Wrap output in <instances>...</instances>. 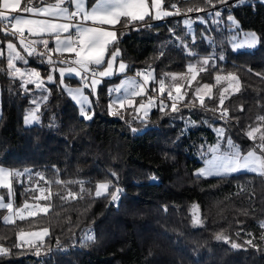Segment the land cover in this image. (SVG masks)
<instances>
[{
    "label": "trees",
    "instance_id": "1",
    "mask_svg": "<svg viewBox=\"0 0 264 264\" xmlns=\"http://www.w3.org/2000/svg\"><path fill=\"white\" fill-rule=\"evenodd\" d=\"M216 3L218 0H212V5ZM173 4L180 12L212 6L205 0H163L162 9L175 11ZM211 12L167 17L161 25L139 31L131 26L117 28L126 34L116 45L120 55L115 64L122 60L128 66L126 72L147 66L154 71L155 81L164 78L169 84L173 81L170 74H184L191 60L207 58L209 64L202 63L193 84L179 75L177 81L183 85L182 92L188 93L185 104L203 95L204 103L214 110L227 109L226 120L185 104L179 105V113L166 116L157 101L145 122L135 116L133 107L121 111L123 119L113 117L108 86L120 76L114 75L101 79L96 95H91L94 115L86 121L78 115L75 102L61 91L59 75L52 72L58 63H47L49 56L59 61L58 56L44 52L42 57L26 53L27 64L37 68L43 80L53 74L55 83L45 85L48 99L39 106L38 121L25 125L23 116L33 106L35 86L28 84L26 94L20 79L8 74L0 56V164L11 170L38 172L52 193L45 201L47 213L2 223L0 209V243L10 252L0 254V264H264V229L260 227L264 222V174L242 171L221 178L194 173L202 164L197 152L214 140L212 127L224 126L240 151L258 143L248 132L255 129L259 141L264 135V2L258 1L254 9L236 7L230 14L239 27L227 21L225 11H221L220 22L213 24ZM198 17L208 23L197 22ZM186 19L192 22L191 30L184 24ZM245 31L254 32L260 43L254 49L231 48V37ZM7 38L15 39L23 50L15 36L0 31L2 48ZM39 48L44 49L41 44L36 49L43 52ZM219 73H234L240 83L239 91L221 89L223 105L218 88L209 94L195 92L200 85H211ZM64 81L81 83L69 76ZM170 110L165 108V112ZM99 181H111L110 192L119 187V200L112 202L109 195L95 197L92 191ZM11 182L15 205L31 199L23 182L17 183L14 177ZM81 188L85 189L82 196ZM69 192L74 196L60 198ZM193 204L202 220L199 225L192 222ZM39 227L48 228L49 235L31 250L18 245L19 231ZM87 230L94 239L84 238ZM217 235L228 240H217ZM250 239L254 246L246 243ZM54 242H76L80 248L42 247L41 254H35V246ZM231 243L240 247L232 248Z\"/></svg>",
    "mask_w": 264,
    "mask_h": 264
},
{
    "label": "snow or ice",
    "instance_id": "2",
    "mask_svg": "<svg viewBox=\"0 0 264 264\" xmlns=\"http://www.w3.org/2000/svg\"><path fill=\"white\" fill-rule=\"evenodd\" d=\"M247 0H238V3L233 4L232 7L240 6L241 4L246 3ZM264 2V0H261ZM163 0H151V4H149V0H95V3L90 5L89 7L85 6V0H56L54 5H48L47 7H36L32 5V0H27V6L22 7L21 0H0V21H7L13 31L11 32L12 36L19 35L20 43L24 46V50L27 52L28 56H39L42 57L45 55L44 52H37L36 45L42 44L46 52L55 51L56 53H68L74 54L75 59L70 63L75 65V67H61L59 69V76L61 82H63L65 75L68 76H78L83 81L82 87L76 88H65L63 84H61V91H66L70 97V99L76 104L80 105L79 115L84 120H91L94 114H90L91 111V102L89 100V95L85 94V89H91L90 95L95 96L97 91V85L101 83V80H98L97 75L102 79L106 77L114 76L118 73H125L128 66L121 60L118 68L114 70V64L117 60V57L120 55V50L116 45L118 44L119 38L126 33L118 32L116 30H112L117 24H120L122 28L133 27L135 30L139 31L141 27L150 28L152 25L148 22L149 20H162L165 17L179 15L180 10L176 8V5H171L172 8H175L176 11H163L162 10ZM206 5H212V0H205ZM218 3L224 6L228 5V0H218ZM75 7V11L70 10L69 6ZM215 7V5H213ZM90 8V10H89ZM155 10V14L153 15L152 10ZM29 13L32 15H37L43 13L46 17H62L64 20L68 21L65 23L55 22L53 19H33L28 18L16 13L19 12ZM193 11H200L199 8L189 7L187 8V12L191 13ZM16 14V15H13ZM211 17L214 19L212 23H219L222 12L214 11L209 13ZM227 21L230 24L235 25V27H239L238 22L234 20V17L229 14L227 16ZM88 22H90L91 26H87ZM197 22L207 24L208 21L204 19V17H198ZM186 27L191 30L192 22L188 19L184 21ZM137 25L139 27H137ZM74 31V35H73ZM173 30L170 29V32ZM27 32L31 36L44 37L50 36L54 37L55 49L49 48V39H38L34 40L31 43H25L24 33ZM7 34V32L5 33ZM63 34V35H62ZM195 37H193V41ZM260 43V38L253 33H247L246 39L241 45H233L234 48H243L245 45L249 49H254ZM9 49V58H8V66L10 69L14 68V61H22L24 64L28 63V60L25 59L20 52L15 50V46L12 43L7 45ZM185 47H187L185 45ZM115 49V50H112ZM190 55H195L194 53H189ZM106 57H109L106 59ZM219 59L223 60L224 57L220 56ZM48 64L61 63L66 64L69 63L67 60L62 61H53L51 56H49L47 60ZM106 63V67H103L102 71L97 72V69L102 67ZM204 65L209 64V60L206 58L202 61ZM55 69H52V72H55ZM188 73H190V77L185 76L184 74H170L172 80L175 82L178 78L187 79L189 85H191L192 81H196L197 79V68L193 64L188 65ZM11 76L19 78L22 80L21 87L27 94L29 89L27 88L28 84H34L35 88L40 90L43 89L47 91L45 85L47 83H55V78L52 74H48L46 81L41 79V73L37 71L35 68H32L30 71H22L21 68L15 67L14 71H10ZM137 76L142 77V82H137V80L129 78L125 81L121 82L120 87H116L115 89H109V93L115 91L117 93L120 92L121 88L124 89V98H118L112 100L109 104V114L113 117H121V110L126 107H132L135 104L134 99H129L131 96L141 97L147 94V85L151 80L155 79L154 71L145 69L137 72ZM231 76V74H229ZM235 79V78H233ZM216 80L219 82L221 77L216 76ZM90 81V82H89ZM159 83V93L163 95L166 90L165 79L161 78L158 81ZM183 85L181 83H173L168 90V99L172 101L170 113L165 112V108L167 105L163 100L160 101L159 110L164 115L175 114L181 111V108L178 106V103L183 100V97L188 93L187 91L182 92ZM173 90L175 95H173ZM203 90H211V85L204 84L203 87H197L195 92L197 94L201 93ZM155 91V89H154ZM227 91V89L225 90ZM236 91H239V88L236 87ZM43 99L47 100L48 97H43ZM200 102V106H204V96L198 95L195 97ZM225 96L223 93L220 95V104L223 105ZM33 104H37V101L33 100ZM156 107L155 98L148 97L147 103L143 100L140 101L139 107L135 109L136 112L143 111V117H141V121L145 122L149 112ZM186 108H195L196 104L189 103L185 104ZM115 109V110H113ZM39 106L37 105L36 109L28 112L27 115L24 116L25 125H31L38 121L39 116ZM220 119H227V109H224L220 112ZM264 119V118H261ZM206 123V122H204ZM132 132L138 131L136 128L130 129ZM256 130L250 131L247 135L253 140L256 139L254 132ZM216 133L219 139H223L225 136V131L222 128L216 129ZM228 146L233 151L225 153L222 156H214L211 161H207L206 163L210 165V167L201 168L196 172L197 176L201 177H223L225 175L234 174L240 172L242 170H248L251 172H258L260 174H264V135H261L258 148L261 152L260 155H257L255 150L248 151L246 155H241L239 147L235 145L231 139L229 138ZM219 146H217L218 148ZM27 171V170H26ZM23 173L18 171H10L6 168L0 167V187L6 188L11 194L12 182L10 177L13 176H21ZM40 176L39 173H37ZM111 176L118 179V174L115 172L110 173ZM41 179L43 177L41 176ZM59 183V181H57ZM83 183V182H81ZM113 186L111 181L109 182H101L96 185L95 188V197H101L103 195H110L111 201L116 202L119 200V194L122 191L120 188H116L115 191L109 192V188ZM85 189L81 188V196L84 193ZM41 195L36 196L35 199L37 201L44 200L48 201L52 195V193L46 189H40ZM56 195H60L56 193ZM74 194L69 192L68 196H60V198L67 199L69 197H73ZM3 198L0 197V200ZM30 206L25 205V210H28ZM7 208L8 210L13 209L12 203H2L0 202V209ZM40 211L47 213L48 206L40 205ZM17 215L21 220L25 219V217L19 213L17 210ZM30 216H35V211H29ZM4 221H9V216L3 217ZM193 224L199 225L202 223V220L198 215L193 216ZM260 227L264 229V222L261 223ZM31 237L40 239L44 236L49 235V229L43 228L39 232H32L28 234ZM251 235V234H249ZM264 236V231L261 233ZM25 233H19V239L23 240ZM94 237L86 236V240H92ZM217 240H228V237L223 235H217ZM29 244V250H31L32 241H27ZM248 245L254 246L253 241L250 239L246 241ZM36 255L39 256L41 253L39 251V246L37 245ZM232 248H239L240 245L237 243H231ZM0 254L9 255L10 252L8 249L0 247Z\"/></svg>",
    "mask_w": 264,
    "mask_h": 264
},
{
    "label": "rangeland",
    "instance_id": "3",
    "mask_svg": "<svg viewBox=\"0 0 264 264\" xmlns=\"http://www.w3.org/2000/svg\"><path fill=\"white\" fill-rule=\"evenodd\" d=\"M149 1L151 3V0H149ZM162 10L163 11H167V10H164V9H162ZM154 14H155V10L153 9V15ZM7 28H9L10 30H13L12 28L9 27V24H7V26H4V25H2L0 23V31L2 33L8 32V29ZM247 33H253V32L252 31H245V32H240V34L233 35L231 37V39H230V46H231V48H233V49H249V48H247L246 45L243 48H234L233 47V45H241V44H243V42L246 39V34ZM16 40H17V43L20 44L21 47L24 50V46L20 43L19 37H17ZM5 43L6 44H5V46L3 48L0 46V56H3L4 57L5 68L7 69L8 74L10 73V71H14V68L15 67L21 68L22 71H30L32 68H35L34 66H31V65H28V64H24L22 61H14V68L10 69L9 66H8L9 49H8L7 45L9 43H12L15 46V50L18 51V52H20L21 55H23L25 57V59H27V57H26V53L27 52L25 50H24L25 51L24 52L20 47H17L16 42H15V39L7 38L5 40ZM49 48L50 49H55V44H54L53 47H49ZM50 54L56 55V56H70L71 55V54H68V53H63V54L56 53L55 51L50 52ZM203 60H204V57H200V58H196L195 60H191L187 64V66H186V72H184L185 76L190 77V75H191L190 73H188V65L190 63L196 66V68H197V74H198V72L202 69V66L201 65H202V61ZM61 67H65V68H67V67H75V65H73V64H61V63H58L56 65V67H55L56 68V72H57L58 75H59V69ZM2 68L3 67L1 65L0 66V69H2ZM35 69L38 71L37 68H35ZM102 70H103V68L100 67L99 69H97V72L102 71ZM229 74H231V76H229ZM218 75L221 77V80L219 82L216 80V76H218ZM66 76H68V75L66 74L65 77ZM69 77L75 78L76 81H78V79L81 80L80 77L75 76V75H72V76H69ZM16 78L20 79L19 76H16ZM96 78L98 79L100 77L97 75ZM118 78H119V80L117 79L118 81H115L111 85L108 86V91H109V89H111L113 87L114 88L120 87L122 81H125V80H127L129 78L135 79L134 77H132V76L126 74V73H122ZM233 78H235V79H233ZM98 80H101V79H98ZM20 81H21V84H22V80L21 79H20ZM59 81H60V85L63 84V87H65V88H76V87H82L83 86L82 82L80 84H78L77 82H75V84H73V83L72 84L71 83H66L64 80H63V82H61L60 76H59ZM184 81L187 84H189L187 79H184ZM150 83H151V85H152L153 88H156L159 91V86L155 84V79L154 80H151L149 82V84ZM173 83H181V82L180 81H177V80L175 82L174 81H171L169 84H166L167 89H170V86ZM193 83H194V81L191 82V84H193ZM198 87H201L202 88L203 85H200ZM236 87L239 88L240 87V83H239L238 77L234 73H227V74L219 73V74H216L215 75V80L211 84V90L210 91L203 90L202 93L209 94V93H211L212 90H215L216 88H218L219 94H221V89H224V90L227 89L228 92H234V91H236ZM34 89H35L34 98H32L31 101L35 100V101H37V104H33V106L27 108L25 110L24 116L27 115L29 111L36 109L37 105L40 106L41 103L45 100V99H43V97H46V95H47L46 94V91H44L43 89L38 90L35 87H34ZM121 90H123V88H121ZM90 91H91V89H85V94L86 95H89V100L91 102V95H90L91 92ZM124 95H125L124 92H122V93L121 92H119V93L116 92L113 95L111 94V101H112V99L115 100V99H118V98H124ZM147 100H148V97L143 99V101L145 103H147ZM139 103H140V101H137L135 103L134 107H133L134 114H135V116L138 119H140L141 117H143V111H140V112H136L135 111V109L139 107ZM76 105H77V110H78V115H79L80 105L79 104H76ZM113 110H115V109H113ZM90 114H93L92 109L90 111ZM24 116H23V118H24ZM23 123H24V119H23ZM218 128L224 129V126H222V125L220 126L219 125L218 127H212V130H213V133H214V135H213L214 140L213 141H210V142H208L206 144H204L203 147L201 148V150H199L197 152V155L201 159L202 164L194 170V173L195 174L201 168L210 167V165H208L206 162L207 161H211L214 156H222L225 153H228L230 151H233V149H230L229 148L228 143H227V141L230 138V136L225 132L224 138L223 139H219L218 136H217V133H216V129H218ZM224 131H225V129H224ZM255 141H257L258 143H256V142L255 143L254 142L251 143V145L245 151H240L241 152V155H246L248 151H252V150H255L257 152V155H260L261 152L258 149L259 140L255 139ZM233 143L235 145H237V143H235V142H233ZM217 146H219V147L217 148ZM10 171H18V172L23 173V175H21V176H18V177L17 176H13V177H14V179H15V181L17 183L18 182L19 183H22L23 182L25 184L24 185V190L29 194V196L31 198L29 201H21L18 204H16L15 206H13L12 215H14V217L16 219L19 218V215H17V210H19V213L22 214L24 217L30 216L29 215V211H35L36 214L43 213L42 211H40L39 206L40 205L47 206L46 202L44 200L37 201L35 199L36 196H40L41 195V192H40V189L41 188L48 190L47 185L41 180V175L38 176L37 175L38 172L32 171L31 169H18V168H15V169H12V170L10 169ZM242 171L251 172V171H248V170H242ZM242 171H240V172H242ZM256 173H258V172H256ZM101 182H106V181H99V182H97L95 184V188H96V185L98 183H101ZM95 188L92 191V194L93 195H95ZM113 191H115V189ZM3 193H5V192L3 191ZM109 197H110V195H109ZM25 205L30 206L28 208V210H25ZM43 228L44 227H39V228L27 229V230H24V231H20L19 233H21V232L25 233V236H24V239L23 240L19 239V235H18V240L21 242V243L19 242L20 246L26 248L24 245H29L27 243V241H29V240L32 241V245H34L38 241H41L43 239V237L40 238V239H37V238H34V237L29 236L28 234L29 233H32V232H39ZM89 235L92 236V232H90V231L87 230L86 233L84 234V238H86V236H89ZM69 244H67V247H65V249H68V248H80L79 244L77 246H74V245L71 246ZM43 249L46 250L45 247ZM41 250L42 249H39V251H41ZM34 251H37V249H34Z\"/></svg>",
    "mask_w": 264,
    "mask_h": 264
},
{
    "label": "built area",
    "instance_id": "4",
    "mask_svg": "<svg viewBox=\"0 0 264 264\" xmlns=\"http://www.w3.org/2000/svg\"><path fill=\"white\" fill-rule=\"evenodd\" d=\"M258 1H260V0H247L246 3L241 4V5H247V6H250V7H252V8L254 9L255 6H256V3H257ZM236 3H238V0H228V5H227V6H224V5H221V4H219V3H216V4H214L215 7H213V5H212V6H209V7L205 8V9H201L200 11H193V12H191V13H189V12H187V11H186V12H185V11H183V12L181 11L179 15H173V16H169V17H180V16H181V17L189 18V17L192 16L193 13H196V12H203V11H205V10H211V11H213V12H214V11H225L226 13L230 14V13H232V12L234 11V9L236 8V7H232V5H233V4H236ZM241 5H240V6H241ZM237 7H238V6H237ZM174 10L176 11L175 8H174ZM166 19H167V17H165V18L162 19V20H149L148 22H149L151 25H153V26H158V25H161ZM0 23H1L2 25H4V26H7V24H9L7 21H0ZM7 29H8V32H9V33L12 32V30H10L9 28H7ZM73 35H74V32H73ZM15 37H19V35L15 36ZM19 38H20V37H19ZM24 40L26 41V43H31V42H32V41L29 40L27 37H25V35H24ZM36 47H37V45H36ZM39 49L42 50L43 52L47 53L45 49H43V48H39ZM57 59H58L59 61L67 60V61H69V63H66V64H71L70 62H71L72 60L75 59V56H74V55H70V56H58ZM145 69H149V68H148L147 66H142V67L139 68V69H135V70H133V71L126 72V74H128V75L134 77L135 80H137V82H142V77L137 76V72H138V71L145 70ZM149 70H150V69H149ZM158 81H159V79H156L155 84L159 86ZM81 82H82V84L84 83L83 81H81ZM111 89H114V88H111ZM113 92H114V91H113ZM113 92H111V93H113ZM173 95H175L174 90H173ZM147 96H148V97H150V96H151V97H154V98H155V101H157V102H159V103H160L161 100H163L164 103L167 105L166 108H171V103H172V101L168 99V90H165V92L163 93V95H161V94L159 93V91H158L156 88H155V91H154L153 87H152V86L150 87V85L148 84V85H147ZM185 103H186V97L184 96V97H183V100H182L181 102L178 103V106H179V105H183V104H185ZM192 103H193V102H192ZM194 103L196 104V107H201V106H200V102H199V100H196ZM202 108H203L204 110H206V111L213 112L214 114L220 116V112H221V110L216 111V110H214V109H213L209 104H207V103H204V106H203ZM258 149H259V148H258ZM116 188H117V187H116ZM116 188H115V189H116ZM118 188H119V187H118ZM120 193H121V192H120ZM119 197H120V194H119ZM109 200L111 201V197H109ZM0 244H2V243H0ZM2 245L6 246V247L8 248L7 245H5V244H2ZM69 245H71V246H73V245H74V246H77V243H76V242H72V243H70ZM69 245H68V246H69ZM38 246H39V249L42 248V247H45L46 249H49V250H50L52 247H60L61 250H64L65 247H67V244H64V245H61V244H60V245H59L58 242H54L53 244H50V245L48 244V245H45V246H43V245H38ZM34 249H37V247L35 246Z\"/></svg>",
    "mask_w": 264,
    "mask_h": 264
},
{
    "label": "crops",
    "instance_id": "5",
    "mask_svg": "<svg viewBox=\"0 0 264 264\" xmlns=\"http://www.w3.org/2000/svg\"><path fill=\"white\" fill-rule=\"evenodd\" d=\"M21 2H22V7H24V6H27V0H21ZM56 3V0H32V5L33 6H36V7H47L48 5H54ZM93 3H95V0H93L90 4H88L87 3V0H85V6L86 7H89L90 5H92ZM149 4H151L150 3V1H149ZM70 7V10H72V11H75V7H74V5L73 6H69ZM0 10H3V9H0ZM89 10H90V8H89ZM152 12H153V10H152ZM16 14H19V15H22V16H25V17H28V18H33V19H53L55 22H59V23H65V22H68V21H66V20H64L62 17H46V16H44V14L43 13H41V14H37V15H32V14H29V13H24V12H19V13H16ZM16 14H13V15H16ZM87 26H91V24H90V22H88V25ZM9 27L11 28V25L9 24ZM121 27V25L120 24H117L112 30H116L117 28H120ZM13 31V30H12ZM74 32V31H73ZM24 35H25V37H27L29 40H31V41H34V40H38V39H49V41H50V43H49V47H53L54 46V37H50V36H44V37H37V36H31V35H29L27 32H25L24 33ZM16 39H17V37H15ZM20 39V38H19ZM25 43H26V41H25ZM41 46H43L42 44H41ZM72 55V54H71ZM74 55V54H73ZM119 63L120 62H117L116 64H114V70L116 69V68H118V65H119ZM107 65H105L104 67H106ZM122 73H116L115 74V76L117 77V75H121ZM111 77H113V76H111ZM111 77H106V78H111ZM98 79H101V78H98ZM102 79H104V78H102ZM118 80H119V78H118ZM117 80V81H118ZM90 82V81H89ZM114 88V87H113ZM115 89V88H114ZM121 93L122 92H124V89L123 90H121L120 91ZM116 92L114 91V93H112V95L113 94H115ZM68 94V93H67ZM148 96H147V94L146 95H144V96H141V98L139 99V100H137L136 99V97L135 98H133V97H131V96H129L128 98L129 99H134L135 100V103L137 102V101H141V100H143L144 98H147ZM113 100V99H112ZM135 105V104H134ZM134 105L132 106V107H134ZM0 167H3V168H6V169H8V170H10V168L9 167H7V166H5V165H1L0 164ZM10 179H11V177H10ZM0 190H3L5 193H3L2 191H0V197H2L3 199L2 200H0V202H2V203H5V204H7V203H12V205L13 206H15V204L13 203V197H12V190H11V194H9V191H8V189H6V188H3V187H0ZM3 209V213H2V216H1V222L2 223H12L16 218L14 217V215H12V212H13V210H8L7 208H2ZM4 216H9L10 217V219H9V221H4V219H3V217ZM29 217V216H28ZM25 218H27V217H25ZM17 219H20V218H17ZM21 231H24V230H21ZM20 232V231H19ZM19 232H18V234H17V239H18V235H19ZM19 240H18V245L20 246V244H19ZM21 243V242H20ZM25 247H27V246H29V245H24ZM0 247H3V248H6L7 249V247L6 246H4V245H2V244H0Z\"/></svg>",
    "mask_w": 264,
    "mask_h": 264
},
{
    "label": "water",
    "instance_id": "6",
    "mask_svg": "<svg viewBox=\"0 0 264 264\" xmlns=\"http://www.w3.org/2000/svg\"><path fill=\"white\" fill-rule=\"evenodd\" d=\"M190 210H191V213H192L193 216H194V214L195 215H198L199 214V211H198V208H197V205L196 204H193L191 206Z\"/></svg>",
    "mask_w": 264,
    "mask_h": 264
}]
</instances>
